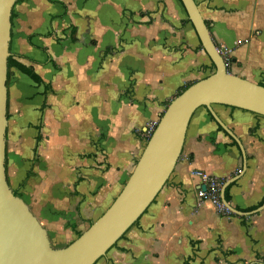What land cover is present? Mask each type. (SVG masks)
<instances>
[{
	"label": "crops",
	"instance_id": "0c3cea01",
	"mask_svg": "<svg viewBox=\"0 0 264 264\" xmlns=\"http://www.w3.org/2000/svg\"><path fill=\"white\" fill-rule=\"evenodd\" d=\"M194 2L233 73L264 85V0ZM9 52L39 81L10 68L6 179L63 248L110 206L145 127L210 60L178 0H16ZM201 173L220 192L232 180L227 203L250 214L199 200ZM95 264H264V117L198 108L167 182Z\"/></svg>",
	"mask_w": 264,
	"mask_h": 264
},
{
	"label": "water",
	"instance_id": "95a60500",
	"mask_svg": "<svg viewBox=\"0 0 264 264\" xmlns=\"http://www.w3.org/2000/svg\"><path fill=\"white\" fill-rule=\"evenodd\" d=\"M15 1L0 0V264H95L141 217L167 182L195 111L224 105L264 117V86L227 71L194 0H179L214 72L192 83L165 107L130 176L105 212L67 246L54 248L45 229L10 189L5 173L7 60ZM212 116L238 143L213 113ZM231 182L222 186L220 201L230 213L249 215L235 210L224 199Z\"/></svg>",
	"mask_w": 264,
	"mask_h": 264
},
{
	"label": "built area",
	"instance_id": "2783aa9c",
	"mask_svg": "<svg viewBox=\"0 0 264 264\" xmlns=\"http://www.w3.org/2000/svg\"><path fill=\"white\" fill-rule=\"evenodd\" d=\"M157 122L158 121L150 122L145 127L144 134L146 135L147 139L150 137L153 130L155 129ZM220 187H221V184L216 179L201 173L200 174V186L198 187L196 191V196L199 200H204V199L210 200L214 204L218 212L224 215H229L231 213L220 201Z\"/></svg>",
	"mask_w": 264,
	"mask_h": 264
},
{
	"label": "trees",
	"instance_id": "16d2710c",
	"mask_svg": "<svg viewBox=\"0 0 264 264\" xmlns=\"http://www.w3.org/2000/svg\"><path fill=\"white\" fill-rule=\"evenodd\" d=\"M179 1V0H178ZM180 2V1H179ZM181 4V3H180ZM205 24H206V26L208 27V29H209V24H208V22L207 21H205ZM200 47H201V45H200ZM202 48V47H201ZM10 68H15V69H17L19 72H21V73H23V74H26V75H28V76H30V77H32V78H34L36 81H39V78L31 71V70H29L28 68H26V67H24L21 63H19L18 61H16L14 58H13V56L12 55H10L9 57H8V60H7V70H8V72H9V70H10ZM209 69H213L214 70V66H213V64L211 63V61H210V66H209ZM191 84H189V85H186V86H184L183 88H181L180 89V91L177 93V95H179L183 90H185L188 86H190ZM259 85H263V84H259ZM264 86V85H263ZM176 95V96H177ZM227 191H228V188L225 190V194H224V197H225V200H226V202H229V197H228V194H227ZM14 193V195H16V193L15 192H13ZM17 196V195H16ZM246 212V211H245ZM248 212V211H247ZM229 215H231V214H229ZM138 222V220L132 225V226H134L136 223ZM80 235V234H79ZM78 235V236H79ZM77 236V237H78ZM124 236V235H123ZM123 236L121 237V238H123ZM120 238V239H121Z\"/></svg>",
	"mask_w": 264,
	"mask_h": 264
},
{
	"label": "rangeland",
	"instance_id": "374dc122",
	"mask_svg": "<svg viewBox=\"0 0 264 264\" xmlns=\"http://www.w3.org/2000/svg\"><path fill=\"white\" fill-rule=\"evenodd\" d=\"M216 46V45H215ZM216 48H217V50L219 51V53L223 56V59L225 60V63H226V68H227V71L229 72V73H231V74H233V75H235L233 72H236L235 70H234V67L232 66V62H231V59H230V57L229 56H226V55H223L222 53H221V51H220V49H219V47L218 46H216ZM214 72V70L213 69H209V70H207V71H203V74H202V76L205 78V77H207V76H209L210 74H212ZM9 77H10V70H9V72H8V75H7V79H9ZM259 84V83H258ZM147 141V140H146ZM146 141H145V143H146ZM145 143H144V145H145ZM6 146V145H5ZM7 147H6V149H5V162H6V155H7ZM71 159V157H68V160H67V162L69 161H71L70 160ZM137 161V160H136ZM68 162V163H69ZM9 169V168H8ZM5 173H6V176L8 177L9 175H11V173L9 172V174H8V170H6V163H5ZM8 174V175H7ZM7 182H8V179H7ZM8 185H9V183H8ZM9 187H10V189L13 191L14 189H13V186L11 185H9Z\"/></svg>",
	"mask_w": 264,
	"mask_h": 264
}]
</instances>
